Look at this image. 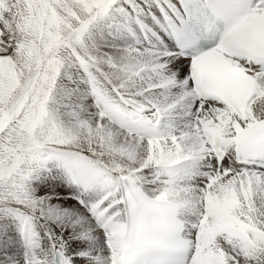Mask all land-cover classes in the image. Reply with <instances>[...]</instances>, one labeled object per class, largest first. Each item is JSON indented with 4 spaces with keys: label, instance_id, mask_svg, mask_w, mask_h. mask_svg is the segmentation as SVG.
Listing matches in <instances>:
<instances>
[{
    "label": "snow or ice",
    "instance_id": "obj_1",
    "mask_svg": "<svg viewBox=\"0 0 264 264\" xmlns=\"http://www.w3.org/2000/svg\"><path fill=\"white\" fill-rule=\"evenodd\" d=\"M0 264H264V0H0Z\"/></svg>",
    "mask_w": 264,
    "mask_h": 264
}]
</instances>
